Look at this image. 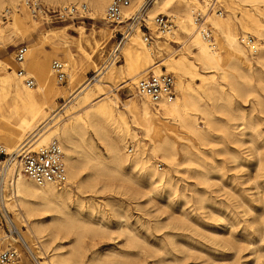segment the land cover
Listing matches in <instances>:
<instances>
[{"label": "rangeland", "instance_id": "1", "mask_svg": "<svg viewBox=\"0 0 264 264\" xmlns=\"http://www.w3.org/2000/svg\"><path fill=\"white\" fill-rule=\"evenodd\" d=\"M40 1L53 8L61 6V4H69V2L55 3L52 0ZM186 1L195 3L198 6L197 11L206 12L207 14L204 13L205 18L211 14L212 18L220 20L231 19L233 31L239 38L243 34L237 19L241 18L245 9L254 13L264 24V15L258 14L252 5H247L238 0ZM75 2L87 4L88 17L65 21L54 20L48 23H41L33 19L26 9H21L22 5L18 1L5 3V8H11L12 12L6 20L2 18V14L0 15V25L8 24L5 38L0 43V62L12 60L15 48L19 45H26L28 53L21 64L15 62V73L22 68L28 75L33 76L35 83L32 86L33 89L43 85L45 93L49 91L48 85L50 83L44 85L46 75H43V72L45 68L50 70L52 60L65 62L66 67L69 62L74 63L77 78L72 85L75 88L78 82L94 83L93 78L96 75L94 69L97 67H102L110 61L116 68L124 65L121 46L123 47V43L127 42L128 37L120 34L121 26L105 23L103 20L104 13L102 16H93L91 14L93 10L85 0ZM180 3L182 0H173L168 7L170 12L152 15V18L157 14L168 15L173 19L176 26L175 38L169 39L168 48L163 49L160 54L153 50L159 39H156L152 45H148L152 52V63L160 64L165 58L178 56L181 52H185L189 56L192 51H195L186 40L187 34L180 29V21L183 20V13L179 11ZM256 6L264 14V4L258 3ZM135 8L130 13L135 12ZM216 10L221 12L220 16H217ZM15 15L23 18L25 22L24 25L20 26L19 32L13 30L9 25ZM146 16L149 17V8L146 10ZM146 21L151 32H153L151 22ZM207 23L210 24L209 21ZM135 28L138 29L136 36L142 39L141 32L144 30H139L138 26ZM133 33L134 31L131 34ZM101 34L105 38L104 42H101ZM248 34L254 37L255 42L258 43L257 47L260 45L259 43H263L264 40L255 33L249 32ZM85 38L90 41L89 45L86 44ZM94 40L100 42L101 48L97 47L94 50ZM128 42L131 43V41ZM182 43L186 44L185 47L180 45ZM116 48L118 49L116 50ZM245 53L249 56L247 57L253 67L259 68L256 63L257 56L249 55L247 49ZM89 54L93 55L91 57L93 62L87 60ZM160 66L162 70H166L164 66ZM166 71L175 75L171 70ZM66 72L68 76V70ZM117 75L115 85H118L116 90L119 99H121L118 102V108L125 114L126 119L131 121L122 102L132 95L134 84H131L132 90L127 86H122L123 84H120L122 81L120 76L122 75L119 73ZM48 78L53 89L46 94L45 98H41L42 104L44 103L42 108L50 123L53 121L51 117L57 113L60 114L54 127H50L51 124L47 126L52 130L55 127L59 128L62 123L61 118L65 116L64 111L69 107L67 104H71L69 102L72 98L70 93L75 88L70 90L68 77L64 82H57L54 76L49 75ZM185 78L188 81L191 80L190 76ZM193 82L194 87L200 83L199 79L193 80ZM225 88L231 98L230 113L235 117L231 118L230 113L226 114L221 110H217L215 114L219 121L224 120L223 122L235 127L236 131L242 132L241 142L235 141L234 138L216 126L215 130L212 131L214 141L201 146L205 154L207 153L205 156L206 181L201 182L195 177L194 172L196 170L201 171V166L183 163L177 167L169 168L172 177L170 185L150 184L144 175L138 176L135 174L137 172L131 171V174L137 177L136 180L100 176L98 186L104 185V187L97 192H80L76 188H72L74 198L76 196L81 198V206L72 205L69 202V208L75 212L77 219L74 230L62 226L55 227V223L49 221L52 212L35 211L33 213V218L46 221V234L55 232L58 234L59 238L57 237L48 243L47 252L52 253L50 249L59 243L65 244L61 251L68 252L70 246L77 240L76 244L79 245L82 253V264H92L93 261L94 264H101L102 262L103 264H264V106L260 100H257L256 94L235 93L230 91L227 86ZM3 90L0 86V99L5 95L2 94ZM256 90L260 98L264 99V89L256 86ZM131 97L135 100L139 99L138 96L132 95ZM8 103L9 98L7 101L1 102L4 107ZM1 112L3 111L0 110V114ZM241 113L253 118L258 128V134L250 135V131L244 128L241 122ZM4 129L3 120L0 118V133ZM136 133L138 138H143V133L140 130H137ZM125 140L126 143L124 145L121 143L120 147L124 153L131 154L128 153L127 149L132 146L133 152L135 146L130 137L126 136ZM175 140L178 142V146L181 145L182 140L176 137ZM144 142L146 143V156L149 155L150 159L157 162L158 167L163 169L165 165L160 157L158 159L157 156L153 158L150 153L149 141L144 140ZM0 144L6 145L1 139ZM94 144L99 151H104V145L95 137ZM236 151L237 159H233L229 152ZM6 152L10 151L7 150ZM177 158L179 161L183 159L181 151H179ZM88 171V167L81 168L82 177ZM7 183L5 182L6 185ZM144 186L145 189H143ZM133 189L139 193L134 192ZM196 192L203 196L202 201L197 199ZM2 193L4 199L10 202L9 190L4 187ZM7 210L13 215L9 208ZM87 227L92 228L88 230ZM19 228L26 230L24 224H20ZM82 236L83 238H81ZM10 245L16 249L18 254L14 262L17 264H36L23 244L12 242ZM91 258H94L93 261Z\"/></svg>", "mask_w": 264, "mask_h": 264}, {"label": "bare ground", "instance_id": "2", "mask_svg": "<svg viewBox=\"0 0 264 264\" xmlns=\"http://www.w3.org/2000/svg\"><path fill=\"white\" fill-rule=\"evenodd\" d=\"M17 1L22 5L21 9H26L22 4V0H0V15L5 9V3ZM52 1L73 4L77 3L75 1L78 0ZM85 1L92 8L91 14L93 16H102L105 6L110 0ZM238 1L252 5L258 14L264 15L256 6L258 3L264 4V0ZM172 2L173 0H153L152 4L146 8V10L149 8V17H151H148L147 20L151 22L154 13L170 12L168 7ZM142 3L143 0L142 2L141 0H131L130 6L124 9L125 15L133 11L135 5V10H138ZM44 5L48 8L52 7ZM179 7V11L183 13L180 29L187 34L186 40L195 51H192L189 56L187 53L181 52L178 56L165 58L160 64L152 63L150 47H148V44H144L139 36H136L138 29L134 28V33L127 35V42L123 43V47L121 46L124 65L116 68L112 65L110 59L109 63L94 69V73H96L93 78L94 83L88 81L78 82L76 88L73 87L72 83L76 81L77 71L74 63L69 62V64H66L67 77L69 78L70 90L75 89L70 93L72 98L69 102L71 104H67L69 107L64 111L66 117L61 118L62 123L59 128L49 129L56 125L60 114L57 113L51 117L53 121L50 123L42 108L44 103L41 102V98H45L46 94L53 89L48 78L49 75L52 76L50 70L48 71L45 68L43 72V75H46L44 85L50 83L48 85L50 89L45 93L43 85L33 89L23 84L15 73V61L13 59L0 62V86L5 91H2V94L5 95L3 94L4 97L0 99V110L3 111L0 118H2L5 127L3 132L0 133V139L6 144L3 146L4 149L10 151L7 152L9 154L12 152L18 153L23 148L24 150L37 149L42 145H46L51 139H56L59 142L62 162L66 168V181L62 186L53 182L37 184L23 172L19 158L14 157L7 159V163L4 162L6 166L2 172V180H4L2 191L4 187L9 190L11 201L8 202L9 200L4 199V194L1 192L0 194L4 206L13 213L12 222L18 234H15V237L1 235L0 243L3 247L6 243L11 244L15 240H19L32 255L36 264H82V253L79 245L76 244L77 240L70 246L68 252L61 251L63 245H65L62 243L50 249L52 253L47 252L48 243L57 238L58 234L56 232L46 234L47 223L41 219L33 218L35 211L52 212L49 221L54 222L55 227L62 226L74 230L77 219L75 212L69 208V204L81 206V198L80 196L74 198L72 188H76L80 192H97L104 187V185L98 186L100 176L126 178L128 180L133 178L136 180L137 177L132 175L131 171L137 172L135 174H138V176L140 174L144 175L150 184L170 185L172 177L169 168L177 167L183 163L201 166L202 170H196L194 174L198 180L204 182L207 180L205 175V156L207 153L205 154L201 146L214 141L212 131L215 130L216 126L234 138L235 141L241 142L242 132L236 131L235 127L223 122L224 120L219 121L215 112L221 110L226 114L230 113L231 98L226 92V86L235 93L256 94L257 100H260L264 106V99H261L256 92V86L264 89V41L259 43L257 53L254 55L257 56L256 63L259 68L253 67L248 58L249 56L245 53L244 45L233 31L231 19L220 20L212 18L211 14L207 15L205 20L206 22L209 21L213 28L212 43H209L202 39L194 22V12L197 11L198 6L193 2L182 0ZM237 20L242 27L243 35H241V38L248 35L249 32H253L264 40V24L260 22L254 13L245 9L241 18ZM24 23L23 18L15 15L9 25L13 30L19 32L20 26ZM7 27L8 24L0 25V43L5 38ZM174 35L175 29L166 37H156L159 40L153 49L155 53L160 54L163 49H167L169 39L175 38ZM104 40L105 38L101 34V42H104ZM128 41H131V43ZM85 42L88 45L90 44L87 38H85ZM183 44L180 45L185 47L186 44ZM93 45L94 50L101 46L100 42L95 40ZM92 56L89 54L87 60L92 61ZM146 64L148 65L145 66ZM160 65L175 73L177 94L171 99L161 101L156 107L150 101H147V98L137 95L134 87L132 90L131 84H134L139 77L148 72L159 73L162 69ZM102 73L103 75L100 76ZM118 73L122 75L120 76L122 79L120 84L130 88L132 95L139 97L138 100H135L130 95V98L128 97L126 101L122 102L123 107L130 115L131 121H128L125 114L118 108V102L121 100L116 90L118 85H115ZM187 76L191 77L190 81L186 80L185 77ZM197 79L200 83L194 87L193 80ZM7 98H9V103L4 107L1 102L7 101ZM230 116L231 118L235 117L231 113ZM240 117L242 125L250 131V135L258 134V128L253 118L243 113ZM49 124L51 125L47 128ZM137 130L143 133V138L137 137ZM126 136L131 138L135 146L131 154L124 153L120 147L121 143L123 145L126 143ZM94 137L104 145V151L97 149L94 144ZM175 137L182 140L181 145L178 146ZM144 140L149 141L148 148L153 158L157 156L158 159L160 157V160L164 163L165 167L163 169L159 168L157 162L150 159L149 155V157L146 156V143ZM179 151L183 155L181 161L177 158ZM229 155L233 159H237L238 156L237 151L229 152ZM84 167H88L89 171L82 177L81 168ZM6 178H8L7 185L5 184L7 182ZM143 189H145V186ZM136 193H139V191ZM195 194L197 199L202 201L203 196L198 192ZM20 224H24L26 230H20ZM91 228L87 227L88 230H91ZM93 259L91 258L92 261ZM12 264L17 263L12 262ZM92 264H94V261Z\"/></svg>", "mask_w": 264, "mask_h": 264}, {"label": "built area", "instance_id": "3", "mask_svg": "<svg viewBox=\"0 0 264 264\" xmlns=\"http://www.w3.org/2000/svg\"><path fill=\"white\" fill-rule=\"evenodd\" d=\"M153 0H144L141 7L133 13L125 15L124 9L130 6L131 0H110L104 10L103 20L110 25H120L122 30L120 34L124 37L131 34L136 26L139 30L143 29L141 38L144 44L152 45L156 37H166L175 29L173 19L165 14H157L153 17L151 25L153 32L147 23L146 8ZM23 6L33 19L41 23H48L54 20L65 21L76 18L88 17L87 4L73 3L64 4L58 7L47 8L40 0H22ZM12 9L5 8L2 12V18L6 20L11 15ZM217 15H221L216 10ZM194 22L202 39L212 43V27L205 20V14L197 11L194 14ZM239 40L248 50L249 55L254 56L257 53V45L255 39L251 35L245 37L240 36ZM117 50V49H116ZM114 52V51H113ZM28 49L26 45H19L14 50L13 59L17 64H21ZM65 63L59 60L50 62V72L57 82H64L67 79ZM16 75L22 79L27 86H34V78L28 75L22 68L18 69ZM95 77V76H94ZM134 90L137 95L145 97L153 106H158L163 100L171 99L175 95V77L171 72L165 69L159 73L148 72L139 77L134 83ZM18 153H7L3 145L0 144V192L2 193V172L5 169L7 159L14 157L19 158L23 172L37 184L53 182L63 185L66 181V168L62 162V154L59 142L51 139L46 145H42L37 149L24 150ZM128 153L132 152V146L127 149ZM4 162H6L4 164ZM8 182V181H7ZM3 194V193H2ZM0 234L5 237H15L18 234L12 222V214L3 204V198L0 194ZM2 235V236H3ZM1 236V235H0ZM15 243H21L15 240ZM22 244V243H21ZM18 257L16 249L6 243L3 247L0 243V264H12Z\"/></svg>", "mask_w": 264, "mask_h": 264}]
</instances>
